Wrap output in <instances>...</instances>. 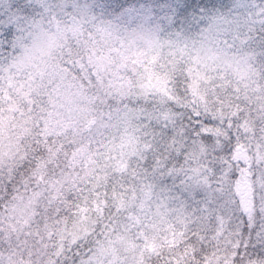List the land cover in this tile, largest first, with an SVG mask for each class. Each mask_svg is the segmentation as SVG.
<instances>
[{
    "label": "clouds",
    "instance_id": "1",
    "mask_svg": "<svg viewBox=\"0 0 264 264\" xmlns=\"http://www.w3.org/2000/svg\"><path fill=\"white\" fill-rule=\"evenodd\" d=\"M0 68L47 73L72 121L57 142L92 140L88 167L126 185L114 223L83 218L78 192L53 200L25 167L32 135L5 110L0 264H135L138 228L173 264H264V0H0Z\"/></svg>",
    "mask_w": 264,
    "mask_h": 264
},
{
    "label": "snow or ice",
    "instance_id": "2",
    "mask_svg": "<svg viewBox=\"0 0 264 264\" xmlns=\"http://www.w3.org/2000/svg\"><path fill=\"white\" fill-rule=\"evenodd\" d=\"M100 31L107 32L106 29H100ZM93 56L101 67H104L106 62L111 63L107 56L96 53L95 50L90 53L89 58ZM123 59L127 61L128 57L124 56ZM155 59L156 57H153V61ZM132 62L136 63L135 60ZM6 71L8 70L0 68V73ZM46 75L47 73L40 72L39 79L30 75L26 80H17L10 72L7 79L0 74V123L3 122L5 110L20 115L24 131L32 135L31 151L34 153L25 167L30 165L33 174H39L37 178L40 181H44L46 176L49 178L48 188L52 189L53 200H60L66 190L78 192L83 204L77 205V208L80 213L84 214L83 218L86 219L90 211L102 218L107 213L109 222L114 223L116 216L123 209L126 185L115 173L109 175L107 172H98L95 168L88 167L89 164L94 163L95 154L91 151L92 140L83 136L77 139L73 136L68 141L57 142L55 136L68 132L72 121L70 119L63 122L60 120L61 113L55 110L56 102L52 100V94L48 91V85L45 82ZM189 88L197 93L198 81H193ZM200 99L205 100V97L200 96ZM215 102L221 105V111L233 105V100L227 93L217 96ZM68 103H72L71 98L68 99ZM238 115H242L239 110L233 113L234 117ZM196 118L199 119V113L196 114ZM61 123H63V133L60 131ZM78 156L83 159L76 161ZM25 159H27V153ZM77 164L80 166L77 167ZM126 167L127 165H120L118 170ZM61 202L68 205L71 203V196L62 199ZM112 231L115 233L117 229L113 228ZM174 236L175 233H173L172 243L168 245L169 249L177 247ZM118 238L123 239V233ZM127 243L134 252L135 264H173L171 259L164 257V244L157 247L154 240L149 242V233L145 228H138L137 235Z\"/></svg>",
    "mask_w": 264,
    "mask_h": 264
}]
</instances>
